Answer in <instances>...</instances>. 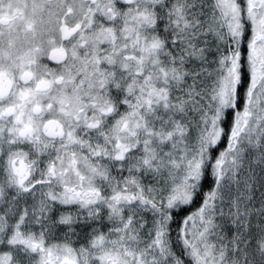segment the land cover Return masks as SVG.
I'll use <instances>...</instances> for the list:
<instances>
[{"label":"snow or ice","instance_id":"obj_1","mask_svg":"<svg viewBox=\"0 0 264 264\" xmlns=\"http://www.w3.org/2000/svg\"><path fill=\"white\" fill-rule=\"evenodd\" d=\"M0 264H264V0H0Z\"/></svg>","mask_w":264,"mask_h":264}]
</instances>
